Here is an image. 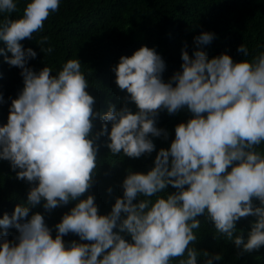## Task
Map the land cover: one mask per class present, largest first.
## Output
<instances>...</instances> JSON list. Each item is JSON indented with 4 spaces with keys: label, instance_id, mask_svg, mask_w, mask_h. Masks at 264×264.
Listing matches in <instances>:
<instances>
[{
    "label": "clouds",
    "instance_id": "1",
    "mask_svg": "<svg viewBox=\"0 0 264 264\" xmlns=\"http://www.w3.org/2000/svg\"><path fill=\"white\" fill-rule=\"evenodd\" d=\"M60 2L30 0L22 15L11 19L17 4L0 0V13L8 14L0 21V41L11 53L4 59L22 70L24 81L7 123L0 126V160L19 169L18 179L36 185L28 192V204L35 207L43 199L44 209L51 211L85 194L93 185L101 136L108 137L106 147L113 155L122 151L139 158L154 150L149 135L164 132L156 127L160 110L174 114L186 107L193 118L175 127L170 149L159 150L147 174L128 173L123 197L109 214H98L94 196L79 199L55 225L54 239L41 214L26 220L28 206H16L11 217L4 214L0 227H15L19 242L8 241L6 231L0 234V264H172L176 258L178 264H197L199 252L190 244L197 240L198 216L211 221L241 254L258 251L264 246V154L257 150L264 142V52L234 62L228 54L209 59L204 51L190 57L182 50V72L165 83V62L154 49L141 46L111 69L115 83L129 94L124 99L138 111L110 105L101 114L94 111L95 99L86 91L89 82L77 58L68 59L56 75L48 66L39 73L27 67L37 53L21 41L41 32ZM213 39V33L203 32L195 43L207 45ZM47 42L45 36L39 44ZM40 48L48 54L54 50ZM237 51L249 56L243 43ZM97 118L101 129L93 135ZM168 185L177 191L158 195ZM138 196L144 198L133 203ZM248 216L255 220L245 238L236 234V223ZM69 233L91 243L66 246L62 237ZM203 257L204 264L222 259L207 251Z\"/></svg>",
    "mask_w": 264,
    "mask_h": 264
},
{
    "label": "trees",
    "instance_id": "2",
    "mask_svg": "<svg viewBox=\"0 0 264 264\" xmlns=\"http://www.w3.org/2000/svg\"><path fill=\"white\" fill-rule=\"evenodd\" d=\"M30 0H14L17 11L11 14V19H17L23 14V9ZM8 14L0 13V21ZM203 32L214 34L210 44L197 45L195 37ZM48 37V42L40 45L41 37ZM25 49L32 48L37 56L30 59L27 67L39 73L45 66L51 68V75H56L68 59H78L81 71L89 82L86 91L94 97V111L106 113L110 105L119 111L127 106L133 113L138 111L134 102L125 100L129 94L121 90L115 83L116 76L111 70L119 63L121 56H131L141 46L154 49L165 62L162 81L168 83L176 72H182V50L190 57L196 50L204 51L208 58L228 54L234 62L251 61L259 52H264V0H61L59 11L53 13L44 22L41 32L34 33L33 39L21 41ZM244 44L249 49L245 57L237 51ZM51 46L52 53H44L40 47ZM0 126L7 123L12 100L17 99L24 88L21 69L10 66L4 56H11L6 50V44L0 41ZM175 86V82H173ZM193 114L185 107L177 113L169 114L166 109L158 112L156 127L163 129L160 137L149 135L154 144L150 154L139 158H131L121 153L113 155L106 143L107 136H101L96 141L97 168L93 175L92 187L79 199L94 196L99 215L111 212L117 198L123 197L122 183L129 172L147 174L154 166L155 158L161 148L170 149L175 139V127L187 123ZM93 135L101 129L102 121H93ZM111 131V123H108ZM264 154V142L257 147ZM171 159V158H170ZM10 162L0 160V219L4 214L9 217L16 206H28L30 219L39 213L44 217L45 224L51 230L53 239L57 234L55 225L62 217L75 207L78 200L70 201L51 211L44 209V200L35 207L28 204V192L35 184H29L26 179H18ZM231 171V168L228 169ZM38 184V182H37ZM187 187V186H186ZM109 189L111 191L109 192ZM177 189L168 185L160 196L175 193ZM144 197L138 196L133 203H139ZM155 201L156 197H151ZM259 206V201H253ZM123 215V214H122ZM201 224L193 232L196 242L190 244L199 252L197 264H204L203 252L210 255L220 254L221 260H213V264H264V246L258 251L241 254L233 241L217 233L214 224L204 216L197 217ZM22 221V222H26ZM255 217L241 218L236 223L238 232L245 238L250 231ZM7 232L6 239L18 243L19 232L15 227L7 230L0 227V234ZM118 231V229H113ZM124 238L131 242L126 234ZM66 246L72 241H81L79 236L69 233L62 237ZM186 258V254L185 257ZM180 258L172 261L178 264Z\"/></svg>",
    "mask_w": 264,
    "mask_h": 264
}]
</instances>
